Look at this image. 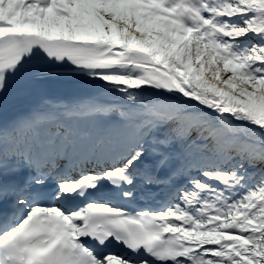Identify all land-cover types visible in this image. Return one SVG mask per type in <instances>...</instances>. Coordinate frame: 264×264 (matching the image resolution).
<instances>
[{"label":"snow or ice","instance_id":"6c2138e0","mask_svg":"<svg viewBox=\"0 0 264 264\" xmlns=\"http://www.w3.org/2000/svg\"><path fill=\"white\" fill-rule=\"evenodd\" d=\"M0 264H264V0H0Z\"/></svg>","mask_w":264,"mask_h":264},{"label":"bare ground","instance_id":"6f19581e","mask_svg":"<svg viewBox=\"0 0 264 264\" xmlns=\"http://www.w3.org/2000/svg\"><path fill=\"white\" fill-rule=\"evenodd\" d=\"M59 75L69 76V78L72 79V80L81 79V80H87L88 81V78H86V77L73 75L71 70H68V71L67 70H60L59 71ZM85 88H87V90H85V93H82L81 96L101 95L102 99H106V100H115V99H117V97L115 95H113V94H109V93H102L101 94V93H99V89H98V87L95 84H91L90 86L85 87ZM77 97H80V96H77ZM72 98H74V97H72Z\"/></svg>","mask_w":264,"mask_h":264}]
</instances>
